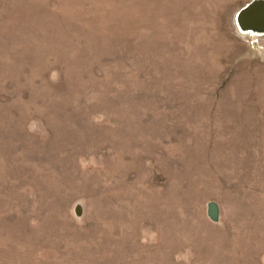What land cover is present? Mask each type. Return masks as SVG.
<instances>
[{"label":"rangeland","instance_id":"374dc122","mask_svg":"<svg viewBox=\"0 0 264 264\" xmlns=\"http://www.w3.org/2000/svg\"><path fill=\"white\" fill-rule=\"evenodd\" d=\"M251 1L0 0V264H264Z\"/></svg>","mask_w":264,"mask_h":264},{"label":"water","instance_id":"95a60500","mask_svg":"<svg viewBox=\"0 0 264 264\" xmlns=\"http://www.w3.org/2000/svg\"><path fill=\"white\" fill-rule=\"evenodd\" d=\"M237 23L241 30L264 34V0H252L240 9ZM210 212L217 215V206L211 204Z\"/></svg>","mask_w":264,"mask_h":264},{"label":"bare ground","instance_id":"6f19581e","mask_svg":"<svg viewBox=\"0 0 264 264\" xmlns=\"http://www.w3.org/2000/svg\"><path fill=\"white\" fill-rule=\"evenodd\" d=\"M244 32H250V33H256L255 31H245L243 30ZM256 34H260V33H256Z\"/></svg>","mask_w":264,"mask_h":264}]
</instances>
